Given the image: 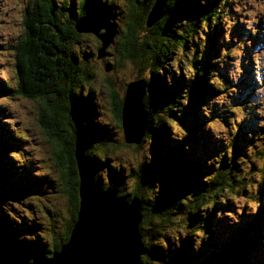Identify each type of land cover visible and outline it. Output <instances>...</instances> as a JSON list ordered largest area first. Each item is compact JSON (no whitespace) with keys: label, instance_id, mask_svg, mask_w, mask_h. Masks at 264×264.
Masks as SVG:
<instances>
[{"label":"trees","instance_id":"trees-1","mask_svg":"<svg viewBox=\"0 0 264 264\" xmlns=\"http://www.w3.org/2000/svg\"><path fill=\"white\" fill-rule=\"evenodd\" d=\"M60 1L61 3L55 0L37 2L35 0L33 6L27 10L29 15L27 14L26 17L32 16L31 22L26 26V35L11 46L14 51L16 82L15 85L0 82V94L42 102L39 122L50 142L56 146L55 150L57 149L59 179L65 185L69 217L65 219L63 229L60 231L50 229L51 235H42L45 236L44 239L39 236L36 240H30L27 236L21 238V230L27 231L24 219L17 213L12 214L13 219L3 213L1 203L4 180L10 179L12 172L24 170V181L13 185L7 192V195L18 196L28 194L32 192L33 186L37 188L52 182L53 179L49 175L43 179H36L37 177H32V173L28 171L25 162L16 161L11 157L3 158L0 155V216L7 223L12 235L27 251L44 257L51 256L68 242L79 209V175L75 149L82 144L86 156L95 169L98 185L103 188L116 187L118 197L123 201H131L134 197L140 198L142 221L139 229L145 245V253L142 255L145 264H152V259H159L161 264H180L183 263L184 258L187 261L185 264H264L262 259L259 261L256 259L255 262L249 258L253 250L261 248L259 237L264 232L262 205H257L258 208L253 215L247 217L238 226L232 227L231 234L223 237L221 241L218 240L219 244L214 241L216 236L220 235L219 231L229 232L221 230L219 216L217 220L214 219L216 213L225 211V207L217 206L220 196L234 192L241 196L242 192L250 191L258 194L259 198L264 197L262 183L255 187L251 184L250 178H246L248 173L242 176V159L244 161L243 157L246 156V145L241 146L242 136H245L243 126L256 121L257 110L253 108L255 105L251 107L247 98H244L247 104L244 109L248 111L249 116L245 117L242 113L240 80L232 81L226 75L220 74L216 65L211 67L214 60L224 58V55H220L219 48L215 49L213 43L216 37L221 35V24L224 23L223 15L220 13L225 14L228 0H221L219 3L217 0H168L164 16L148 29H146V19L155 0H129L130 5L128 1L127 7L124 3L123 12L126 11L128 22L121 48L113 60H117L118 64L128 60L141 71L149 70V74L145 77L137 78L144 77L148 83L144 96L148 124L141 143L135 146L140 148L143 142L149 141L151 145L153 144L152 152L154 151L153 162L139 164L132 179L131 175L128 178L120 168H115L110 163L108 155L101 157L96 154L116 146L114 144L116 141L110 136L108 127L100 130L91 121L94 116L99 115L97 95L95 90L92 92L87 88L92 76L75 52L82 34L75 29V24L82 16L80 0ZM112 2L111 5H114L116 10L108 4L104 6L109 7L117 16L118 0ZM177 17H184V22H180ZM121 32L122 29L118 24L117 35ZM208 32L214 34L210 35L207 46L199 43L202 39L206 41L205 35L207 36ZM252 36L249 33L248 37ZM222 37L227 40V33L225 32ZM115 38L108 47L115 42ZM194 40L197 41L196 48L202 45V52L206 53L202 62L196 66L199 69L194 75L191 77L190 71L181 69L176 75L171 72L168 78H160V75L166 72L167 62L176 53V48L181 44H191ZM251 40L253 46V38ZM242 41L245 46L249 43L241 36L237 44L240 48ZM100 46L101 42L99 48ZM224 47L228 45L224 44ZM225 53L226 56L232 54L230 47ZM183 74L188 78L187 80H182ZM110 94L113 99V119L122 128L123 98L113 88H110ZM212 97H224L229 107L224 102H219L221 111L212 113L215 104L211 106L205 104L206 99ZM197 103L205 106V120L199 119L195 110ZM189 113L195 118L184 129L172 127L171 121L185 118ZM216 122L229 127L230 136H226L229 141L226 147H217L214 155L208 156L212 149L204 145L203 133L214 128ZM247 135L252 137L249 144L256 153L260 139L258 140V136ZM15 139L18 138L6 133L5 128L0 125V149H14L11 147L13 144L11 142ZM173 139L175 142L170 141ZM196 140L200 144L199 151L193 149ZM202 148L205 150L202 151ZM200 154H203L204 158H200ZM207 156L208 163L205 164L204 160ZM188 161L192 165L191 173V169L187 170ZM263 164L256 169V174H262L264 180ZM252 173L254 172L251 171L249 175ZM158 177L168 184V192L162 189L163 194L158 193L160 189L157 191L155 185ZM198 220L202 223L203 233L208 234L212 239L213 248L211 252H203L200 257L193 260L192 255L195 251L192 239L195 223ZM176 221L178 223L186 221L194 228L189 230L175 249L169 248L166 253L159 251L160 257L157 258L156 247L164 246L160 243L159 236L166 234ZM145 239L155 240V243H148Z\"/></svg>","mask_w":264,"mask_h":264},{"label":"rangeland","instance_id":"rangeland-1","mask_svg":"<svg viewBox=\"0 0 264 264\" xmlns=\"http://www.w3.org/2000/svg\"><path fill=\"white\" fill-rule=\"evenodd\" d=\"M55 1L61 3L60 0ZM220 1L217 0L218 3ZM33 2L35 0H0V82H8L11 85H15L16 67L14 51L11 46L18 39L26 35V26L31 22L30 19L32 16L30 18L29 16L26 17L27 14L29 15L27 10L33 6ZM124 3V0H118L119 8H117L118 14L116 16L122 32L116 36L115 42L108 47L106 54L101 59L102 61H99L100 59L96 57L101 41L96 39L92 33L82 32L79 43L75 47V52L84 62L85 67L89 69L90 76H92L87 88L92 92L95 90L97 95L96 103L99 115L94 116L91 121L100 130L102 128L107 129L108 127L110 136L116 141L114 143L116 146H111L110 149L100 151L96 154L101 157L108 155L110 163L115 168H120L128 178L131 175L132 179V175L137 171L139 164L153 162L154 151L152 152L153 144L151 145L149 141L143 142L140 148H136L133 144H127L124 141L122 128L113 119V99L111 98L110 88L115 89L120 96H123L125 87L129 82L137 79L139 76L145 77L146 74H149V70L144 69L141 71L134 67L128 60H123L121 64H118L117 60H113V57L115 56L116 58L117 51L121 48L122 38L125 35V28L128 22L127 13L126 11L123 12L125 9ZM62 5L60 4V6ZM67 5L70 6L69 3ZM220 15H223L222 22L224 24H221V35L216 37L213 46L215 49L219 48V53L220 55H224V58L214 60L211 67L216 65L220 74L226 75L232 81L236 79L240 80L242 83V113L245 117L249 116L248 111L244 109L247 106L244 98H247V102L251 107L255 105L253 108L257 110V114H255L257 116L256 121L244 124L245 136H242V144L240 143L242 147L246 145V156L243 157L244 161L242 159V176L248 173L246 178L249 177L251 184L256 187L259 183L264 185L262 174H256V169H259L264 163V0H228L225 14L220 13ZM173 19L176 21L175 17ZM177 19L180 22H184L185 20L184 17H177ZM225 32L227 33V40L222 37ZM249 33L253 36L248 37ZM213 34V32L212 34L208 32L207 36L205 35L206 41L204 39H198L200 41L199 43L207 46L210 41L209 37ZM241 36L245 38V41L249 42L245 46L242 41V48L237 45ZM251 38H253V46L251 44ZM196 43L197 41L194 40L191 44H181L178 46L174 56L167 62V73H160V78H168L171 72H174L176 75L181 69L190 71L191 74L189 76L192 77L195 71L199 69L196 66L202 62L206 54L202 52V45L196 48ZM224 44L230 47L231 55L226 56L225 52L228 47H224ZM187 79L185 74H183L182 80ZM219 102L228 103L224 97H212L207 98L205 104L208 106L215 104V110H211L213 113L215 111H221L218 106ZM42 107L43 104L39 100L0 94V114L2 113L0 115V125L5 128L6 133H11L18 138L14 142H11L13 143L11 147L14 149H0V155L3 158L11 157L16 161L25 162L26 166H28V171L32 173V177H37L36 179H43V177L48 175L53 179L52 182L37 186V188L33 186L32 192L28 194L18 196L7 195V192L11 190L13 185H18L19 182L24 181L25 172L23 169L16 171V174L12 172L10 179H7V181L4 180V184H2L4 185L2 192L3 200L1 203L3 213L10 219H13V213L21 215L27 228V231L21 230V238L27 236L30 240H36L37 236L44 239L45 236L42 235H51L50 229L52 228L59 229L60 231L65 226V219L69 217L68 197L64 189L65 185L59 179L60 170L57 163V149L55 150L56 146L50 142L39 122V112ZM204 108L205 106H200L199 103L196 104L195 110L199 115L200 121L206 118V110ZM217 112L216 114H218ZM194 118L189 113L185 118H178L177 121H171L173 124L172 127L174 129H184ZM228 130V126L221 122H216L214 128H210L203 133L204 138H202V141L204 145L212 149L208 156H213L217 147L227 146L229 138H226V136H230ZM169 132L171 134L173 133L172 131ZM247 134L255 137L258 136L260 144L257 152L260 153H255L253 146L249 144L252 141V137ZM170 141L175 142V139ZM199 146L200 144L196 140L193 149L196 148L198 150ZM201 150L204 151L205 149L202 148ZM208 156L204 160L205 164L208 163ZM199 157L204 158V155L200 154ZM190 158L193 159L191 156ZM187 164V170H190L192 165L189 161ZM251 171L254 173L249 175ZM155 181L157 191L160 189L158 193L163 194L161 192L162 189L168 192V184L164 183L163 179L158 177ZM256 195L258 194L247 191V193L242 192L241 196L234 192L225 193L219 197L217 206L225 207V211L216 213L214 219L217 220V216H219L221 230H228L229 232L221 233L219 231L220 235L216 236L214 240L216 243L219 244V241L223 240V237L230 235L232 227L238 226L247 217L253 215L258 208L257 205H262L264 209V197L259 198L258 195L257 198ZM262 213L264 214V210ZM170 227L166 234L159 236L160 243L164 246L156 247L155 252L157 253V258L160 257L158 254L159 251L166 253V250H169V248L175 249L177 244L181 243V240L189 233V230H193L194 228L189 223H186V221H180L179 223L176 221ZM145 240L148 243L155 241L151 239ZM192 240L196 253L193 252V260L200 257L203 252L208 253V251H212V239L208 234L203 233V226L200 220L195 223V232ZM259 243L261 248H256L249 256L255 262L256 259L258 261L261 259L264 260V232L259 237ZM187 258L190 259L189 257ZM189 261L192 262V260ZM151 263L161 264L159 259H152ZM185 263L187 261L184 258L183 263L180 264Z\"/></svg>","mask_w":264,"mask_h":264},{"label":"water","instance_id":"water-1","mask_svg":"<svg viewBox=\"0 0 264 264\" xmlns=\"http://www.w3.org/2000/svg\"><path fill=\"white\" fill-rule=\"evenodd\" d=\"M167 2L154 1L146 19V29L164 16ZM75 29L78 33H92L101 41L97 51V58L101 59L118 33L117 17L109 7L98 5L78 19ZM147 85V80L140 78L125 87L121 126L127 144H140L145 134ZM75 159L80 202L68 242L48 257L29 252L0 216V264H145L142 261L145 245L139 229L142 221L140 198L123 201L116 187L98 185L95 169L82 144L75 149Z\"/></svg>","mask_w":264,"mask_h":264},{"label":"flooded vegetation","instance_id":"flooded-vegetation-1","mask_svg":"<svg viewBox=\"0 0 264 264\" xmlns=\"http://www.w3.org/2000/svg\"><path fill=\"white\" fill-rule=\"evenodd\" d=\"M113 0H80V15H84L86 12H88L92 7H96V6H104L105 5H109L111 7H115L114 5H111L113 2ZM129 0H127L126 3V7H127V3ZM131 1V0H130ZM130 1H129V5H130ZM101 2V3H100ZM114 10H116V7L114 8ZM128 12V9H127ZM96 37V36H95ZM96 39H98L96 37ZM103 59V57H102ZM99 61H102L101 59Z\"/></svg>","mask_w":264,"mask_h":264},{"label":"bare ground","instance_id":"bare-ground-1","mask_svg":"<svg viewBox=\"0 0 264 264\" xmlns=\"http://www.w3.org/2000/svg\"><path fill=\"white\" fill-rule=\"evenodd\" d=\"M260 215L262 216V213Z\"/></svg>","mask_w":264,"mask_h":264}]
</instances>
